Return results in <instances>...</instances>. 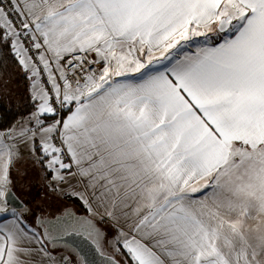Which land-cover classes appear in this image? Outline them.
I'll use <instances>...</instances> for the list:
<instances>
[{"label": "snow or ice", "instance_id": "obj_1", "mask_svg": "<svg viewBox=\"0 0 264 264\" xmlns=\"http://www.w3.org/2000/svg\"><path fill=\"white\" fill-rule=\"evenodd\" d=\"M4 49L0 264H121L104 222L124 264H264V0H0ZM22 146L87 215L12 204Z\"/></svg>", "mask_w": 264, "mask_h": 264}, {"label": "trees", "instance_id": "obj_2", "mask_svg": "<svg viewBox=\"0 0 264 264\" xmlns=\"http://www.w3.org/2000/svg\"><path fill=\"white\" fill-rule=\"evenodd\" d=\"M0 56L5 59L0 61V126L7 127L14 119H16L20 114L27 113L32 110L31 104L28 97V81L26 80L24 74L19 70L16 61L12 58L11 54L8 53L7 49H4ZM8 83H4V81ZM69 202L70 206H64L73 211H78L77 214L87 215L84 208L81 206L80 202L74 198H62ZM59 208L53 215L61 214ZM107 232V241L112 238L114 228L108 226V223L104 222L100 225ZM105 241L104 247L109 255H112L116 260L121 261L124 264L126 260V253L124 251L118 253H110L112 250L110 244ZM130 264V262H129Z\"/></svg>", "mask_w": 264, "mask_h": 264}, {"label": "rangeland", "instance_id": "obj_3", "mask_svg": "<svg viewBox=\"0 0 264 264\" xmlns=\"http://www.w3.org/2000/svg\"><path fill=\"white\" fill-rule=\"evenodd\" d=\"M22 151L24 154L16 160L11 171L12 190L19 202L32 208L34 214L42 212L44 215H53L56 208L63 212L66 208L64 206H70L69 202L52 193H48V190L43 186L42 166L34 164L33 158L26 153V146H22ZM76 212L78 213V211ZM31 220L32 217H29L30 222ZM115 234L114 231L109 241L113 240ZM110 246L112 249L110 253H115L112 244Z\"/></svg>", "mask_w": 264, "mask_h": 264}, {"label": "water", "instance_id": "obj_4", "mask_svg": "<svg viewBox=\"0 0 264 264\" xmlns=\"http://www.w3.org/2000/svg\"><path fill=\"white\" fill-rule=\"evenodd\" d=\"M9 199H11V197H9ZM12 204H13L14 206L18 207V208L22 205V204L19 202V199H17V200H13V201H12ZM88 247H89V248H92L91 245H88ZM89 258H90V259H95V260L98 261V262L101 260V258H100L98 255H96L94 251L91 253V255H90ZM115 259H116V258H115Z\"/></svg>", "mask_w": 264, "mask_h": 264}, {"label": "crops", "instance_id": "obj_5", "mask_svg": "<svg viewBox=\"0 0 264 264\" xmlns=\"http://www.w3.org/2000/svg\"><path fill=\"white\" fill-rule=\"evenodd\" d=\"M10 216V213L8 214ZM107 223V222H106ZM121 251H124L122 248H121ZM116 253V252H115Z\"/></svg>", "mask_w": 264, "mask_h": 264}]
</instances>
